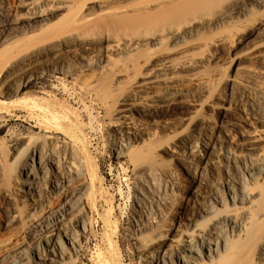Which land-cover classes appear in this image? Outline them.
Masks as SVG:
<instances>
[{
  "label": "rangeland",
  "instance_id": "rangeland-1",
  "mask_svg": "<svg viewBox=\"0 0 264 264\" xmlns=\"http://www.w3.org/2000/svg\"><path fill=\"white\" fill-rule=\"evenodd\" d=\"M0 1L4 2L3 7H5L8 18H12L19 13L18 5L22 0ZM50 1L71 3L72 7L67 8L70 13L64 18L62 17L67 10L60 12L55 17L52 16L48 22L51 27L49 29H46L42 24H35L34 28L27 34L30 37L23 38V41H21L25 35H19V42H15L14 46L13 44L10 45L0 54L3 57L0 58V64L5 67V63L10 60L13 61L12 57L17 55L19 51L27 49L26 46L28 45V48L32 47L30 44H34V41L36 44L40 42L41 46L39 43L37 44L39 45L38 49L50 48L53 52L51 55H55L56 59L52 65L58 62L63 66V69L65 68V73L70 72L67 75L71 74L66 76L59 74V72L43 70L45 75L42 78L33 80L32 84L26 87L27 89L25 88L13 98L5 96L3 88L0 89V129H4L3 132H0V166L3 174L6 175V184H4L5 182L3 184L6 187L4 190L8 194V196L3 195L0 191V264H11L14 261L19 262L18 264H37L36 255L32 254L34 246L40 243L43 248H46L42 241L43 236H38L35 239L28 237L25 224L20 223L21 225L17 224L13 228H5L4 226L7 209L12 211V207L15 208L21 213L20 215H23L22 217L28 214V209L25 208L28 201H25L23 207L22 202L24 200H21L18 196V184L12 180L17 178L18 161L23 160L28 155L26 150L19 153L15 151L18 149L17 144L20 137L34 135V137L40 138L44 134L36 128L28 130L27 125L21 122L24 118L17 121L16 117L12 115L25 116L26 113L24 112L28 111L27 107L36 112L39 111L38 114L42 117H47L55 129H59L60 123L64 122V130L77 135L76 139L83 148L84 154L88 157L89 177L87 184L89 185V191L84 196L81 214L84 212L88 217L89 232L85 234L78 229L74 230L78 235L83 236V258L76 259L70 254V258L73 259H67L64 262L59 259V262L61 264H145L147 253L140 248V242L143 240L140 239L138 242L130 240L127 236L128 231L132 230L133 200L135 195L138 194L135 189L138 181L129 164L131 158L135 156L137 158L139 155L141 157L142 155L146 158L145 161L142 160L143 163L155 174H158L160 168L166 170L175 178L176 185L173 195L169 197L167 210L165 211L163 207H160L165 216L157 221L159 227L155 232L147 233L148 240L158 236V243L162 239L160 242L168 246L172 244L170 240L181 241L186 239L184 234L188 233L190 229L188 226L192 224V212L197 208L193 194L195 191L197 192V189H194L190 183L189 175L198 172L196 170H198L199 165L195 158L188 156L189 150L183 146V142H186L188 137H207L209 143L215 148L212 151L215 160L220 159L221 154H223L220 145L223 147L230 146L236 154L264 157V119L257 124L248 119L244 120L243 116V119H241L234 107L230 106V102H224L220 98L225 94L226 88L230 87L233 79L241 80L242 85L247 84L248 87L261 82L264 84V59L262 61L255 57L257 50L263 48L257 47L258 40L255 37H250L240 45H237L235 41L219 47V43H217V40L222 35L229 34L228 32L230 34L236 32L240 35L238 37L244 38L252 29H255L254 27L259 28L261 22L264 24V9L253 6L251 7L253 12L251 10L244 16L228 19L225 24L219 26L209 27L201 22L202 25L199 23L195 26L201 28L197 37H187L184 39L185 41L173 42L167 39L170 31L174 30L176 32L177 30L181 32L185 22V27H189V21L199 20L204 14L203 19L207 20V24H209L212 19L216 18V15L223 11V6L233 0H202L201 3L200 0L197 2L183 0L173 6L166 3L168 0H159V2L158 0ZM149 1L150 3H148ZM185 1H188V3L191 1L192 4L189 3L191 5H188ZM89 2L99 3L101 6H107L108 4V6L92 8L93 3L88 4ZM198 2L200 4L196 6L195 3ZM162 6L164 9H162ZM84 16L87 17L85 24L83 26L78 25L75 21ZM60 18L62 19L60 20ZM188 19L191 20L188 21ZM247 27L251 30H248ZM239 29L242 32H237ZM55 32L61 35L55 36ZM63 33H69L71 36H69V39L68 36L62 38ZM80 33L91 39L93 48L85 46L80 41L78 36ZM201 36L204 39L207 37V41H202ZM105 38L110 40L109 43L104 41ZM131 38L137 40V42L140 40L139 44H136L134 48L123 46ZM63 40L66 41L68 47L63 48ZM111 41H119L123 51L120 49L121 47L118 51L109 50L108 56L113 60L111 71L109 70L110 72H107L96 86L98 91L100 88L102 90L103 86L108 88L110 98L107 96L109 98L108 103L106 101L103 103V101L97 100L95 94L90 90L88 91L84 86L87 78L82 77L83 74H80V71L85 66L82 58L100 54L99 52L95 53L96 49L95 51L93 49L97 46L100 49L102 46L111 45ZM25 43L26 46L24 47ZM20 45L22 46L20 47ZM204 49H206L205 53L207 52L205 54L207 70L200 68L192 73L180 71V74H169V80L163 81L160 87L155 90L163 95L165 103L159 105L154 102L152 98L155 94L154 90L146 91L148 95L139 93L135 101L128 102L142 111L150 110V107L153 106H159L161 111L168 112L167 116L145 118L133 112L128 114V118H119V111L124 108L125 99L129 93H136L144 89L141 85L146 80L144 74L148 69V67L142 65L144 59L154 56L174 60L187 52H200ZM221 49L223 50L221 55L216 56V50ZM14 61L8 64V67H5L6 69H2L0 66V75L3 74L0 81L8 73L18 69V65L15 66ZM122 69L125 72L120 73ZM132 69L135 71L133 72ZM196 72L204 75L207 73L206 90L202 96H199L197 102L196 100L192 101V98L185 97L187 92H193L197 89L198 84L202 82L189 76ZM74 73H77L78 77ZM118 81L119 83L116 85ZM247 81L251 84H248ZM109 87H112V89L110 90ZM142 96L147 98L142 100ZM11 116L15 118L14 122H9ZM27 122L31 124V122ZM31 125L34 126V123ZM115 128L121 131L125 141L129 138L132 143L129 152L127 151L125 157L120 159L112 152L110 145L109 132L114 131ZM255 128H257V132ZM132 133H137L140 138H134ZM60 141L63 142L64 138L61 137ZM198 154L202 156L203 152L200 151ZM14 156L17 158V163H13ZM15 175L16 177H14ZM7 176L9 177L7 178ZM157 182L162 184L160 178L157 179ZM250 193L254 195L252 198L254 209L251 210L255 211L252 212L254 216L249 221L252 225L249 228L248 236H251L231 240L230 251L225 258V262L223 261L221 264H264V257L263 260H258L256 257L258 250H255L257 246H260V241H255L257 244L253 241L254 236L255 238L257 236L254 239L257 240L259 239L258 235L264 231L263 181L255 186H250ZM50 202L51 204H48L47 209L45 208L49 211L57 205L56 199L51 198ZM154 209L156 213L157 210L153 208V211ZM73 218L77 219L78 217H69L68 227L74 224ZM21 220L25 223L24 218ZM205 224L207 223L203 225ZM171 227L173 231H170ZM248 240L253 241L254 244H249ZM158 243L155 247L161 244ZM21 248L22 250L25 249L23 252L26 258L25 261L17 256H22V254H18L22 251ZM16 251H18L17 254H15ZM26 251L28 254H26Z\"/></svg>",
  "mask_w": 264,
  "mask_h": 264
},
{
  "label": "bare ground",
  "instance_id": "bare-ground-1",
  "mask_svg": "<svg viewBox=\"0 0 264 264\" xmlns=\"http://www.w3.org/2000/svg\"><path fill=\"white\" fill-rule=\"evenodd\" d=\"M182 1L183 0H168L166 3H169V6H171V4L173 6ZM191 1L197 2L199 0ZM191 1H189V3L192 4ZM185 2L188 3V1ZM199 2L201 3L202 0ZM199 2L195 3V5L199 6L197 5L200 4ZM92 3V8L97 6L100 8L108 6V4L107 6H101V4L94 2H89L88 4ZM148 3H150V1ZM189 3L188 5H191ZM3 4L4 2L0 1V54L10 45L12 46L13 44L14 46L15 42L18 43L20 40L18 39L19 35H25L22 37L21 41H23V38L30 37L27 34L34 28L35 24H42L46 29H49L50 24H48V22L51 20L52 16L55 17L60 12L67 10L68 7H72V4L66 1L51 2L50 0H22L18 5L20 9L19 13L12 18H8ZM253 6L264 9V0H233L223 6V11L216 15L214 20L212 19L211 22L208 20L209 24H207V20L203 19L205 14L200 18L198 15L197 17L199 20L191 18L193 20L189 21L191 19H188L189 27H185V22V25H183L184 28L181 32L177 30L176 32L174 30L169 33L167 32L169 35H167V39L177 42L179 40L185 41L184 39L187 37L195 38L200 33L201 28L199 29L195 27L199 23L202 25V22L209 27L219 26L220 24L223 25L228 19L244 16V14L251 12V7ZM162 9H164L163 6ZM162 9L160 8V10ZM69 13L70 11L67 10L62 18ZM62 18H60V20ZM86 20L87 17L84 16L81 19H77L75 22H77L78 25L83 26ZM259 26V28L254 27V30L248 29L247 27V29L251 31L250 33L247 31L249 34L244 38L238 37L239 34H236V32L234 34L228 32L229 34L222 35L219 40H217V43H219V47L234 43L235 41L237 45H240L245 43L250 37H255L258 40L257 47L260 46L259 48L263 49H258L256 55H254L258 60H262L264 59V24L261 22V25ZM240 29L237 32H242ZM56 33L57 32L54 33L55 36L61 35ZM64 36H68L69 39L71 34L63 33V36L61 37L64 38ZM78 36L85 46H91L92 41L90 38L85 37L82 33ZM219 36L220 35L218 34V37ZM201 38L202 41L207 39V37L204 39L202 36ZM104 41L108 42L110 40L105 38ZM111 42V45L102 46L100 49L97 48V46L93 49L94 51L96 49L95 53L99 52L100 54L82 58L85 66L80 71V74H83L81 76L88 79H86V81L84 80L86 82L84 86L88 91L90 90L95 94L98 98L97 100L103 101V103L105 101L108 103V99L110 98V96H108V88L103 86V89L100 90V88L98 91L96 86L101 78L106 75L107 72L111 71L110 68L113 64V60L108 56L109 50L113 49L118 51L119 47H121L119 41ZM138 42L131 38V40L122 45L126 48H134L136 44H139ZM33 43L36 44L35 41ZM38 43L41 46V43ZM34 44L31 43L30 45H32V47L30 46L29 48V45L26 46V43L23 45L24 47L26 46L27 49L19 51L17 55L12 57L13 61L15 60V66L18 65V69L11 73H6L7 75L0 81V89L3 88V93L5 96H8V98H13L21 91L25 90L26 87L32 84L31 82L33 80L42 78L45 75V71L43 70H47V72H59V74L66 76L71 75H67L70 72L67 71V73H65V68L63 69V66L58 62L54 64L56 66L52 65L56 58L55 55H51L53 52L50 48L38 49L39 45L36 44L34 46ZM21 46L22 45H20V47ZM62 46L63 48L68 47L66 41L64 42L63 40ZM122 48L123 47L120 49ZM205 50L206 49L200 52H187L174 60H171L170 58L161 59L154 56L144 59L142 65L148 67L144 74L146 80H144L141 85L144 88V91L141 90L136 93H129L125 99L126 104L124 105V108L119 111V118H128V114L133 112L145 118L167 116L168 112L161 111L159 106H153L150 107V110L142 111L128 102L135 101L136 98H138L139 93L142 95H148L146 91H155L158 89L163 81L169 80V74H178L180 71L192 73L200 68L207 70V58L205 56L207 52L205 53ZM222 52V49L216 50L215 54L216 56H220ZM0 58L2 59L3 57L0 56ZM13 61H7L5 65L8 67V64ZM5 67H2V69L7 68ZM13 68L15 69V67ZM123 71L124 70L122 69L120 73ZM132 71L134 72L135 70L132 69ZM199 73L200 72H196L195 74L189 75L198 81H202L198 84L197 89L193 92H187L186 95L184 93L186 98H192V101L196 100V102L199 100V96H202L205 92L207 81V73L205 75ZM74 74L77 75V73ZM2 75H0V78ZM72 77L74 78L73 75ZM76 80L78 79L76 78ZM241 82V80L237 79L231 80L230 87L226 88L225 94L220 96V98L224 102H230V106L234 107V110L240 116L239 118L243 119L244 117V120L248 119L256 124L261 123L264 119V84L261 82L259 84H252L248 87L249 85L246 86L247 84H244L245 86H243ZM118 83L119 81L116 85ZM247 83L251 84L249 81H247ZM111 89L112 87L110 90ZM107 96L109 98H107ZM146 98L147 97L142 96V100H145ZM152 98L154 102L159 105L165 103V98H163V95L158 91H155ZM27 110V112H24L26 113L25 116L20 117L15 114L12 115L16 117L17 121H21L20 118H24L21 122L27 125L28 130L36 128L42 131V133L44 132V134L41 135V139L34 137V135H21L23 137H20L17 144L18 149L15 151L16 153H19L20 151L22 152L26 150L28 151V155L24 157L23 160L20 159L21 161L19 160L18 163L16 162L17 158L14 156L13 163H17L18 173H16L17 178L12 179V177H10V179L18 184V196L21 200H24L22 202L24 204L23 207L25 206V201H28V204L25 206V208L27 207L28 209V214H26L25 217H22L23 215H20L21 213L15 210V208L12 207V211L7 209L4 226L5 228H13L17 224H25V229L27 230L26 234L30 239L43 236L42 241L46 248H43L39 243L34 246V251H32V254L36 255L38 261L37 264H61L59 259L64 262L67 259L83 258V236L78 235L74 230L78 229L85 234L89 232L88 217L84 212L81 214L84 196H86L89 191V185L87 184V179L89 177L88 157L84 154L83 148L76 139L77 135L64 130V122L60 123L59 129H55L47 117L45 118L38 114L39 111L36 112L28 107ZM14 117L11 116L9 122H14ZM27 121L31 122V124L34 123V126ZM250 125L252 124L250 123ZM3 130L4 129H0V132H3ZM255 130L257 132V128H255ZM109 136L111 137L110 145L112 152L116 154L118 159L125 157L126 152H129L131 148L132 143L130 142V139L127 138L125 141L118 128H115L114 131H110ZM132 136H134V138H140L137 133H132ZM61 137L64 138L63 142L60 141ZM183 146L188 148V156L195 158L199 165L198 170H196L198 172H193V175L188 174L191 179L190 183L194 189H197V192L195 191L193 193L196 199L195 204L197 208L192 212V224L188 226L190 229L187 234H184L186 239H182L181 241L169 239L172 244L168 246L165 245V243L162 244L160 242L162 239H160L159 243L161 244L155 247L158 243V236L148 240L147 233L151 234L149 232H155L157 227H159L157 221H160L159 219H163L165 216L164 211H161L160 207H163L165 211L167 210L166 208L167 205H169V197L173 195V190L176 185L175 178L167 173L166 170L164 171L160 168L158 174H155L143 163L142 160L145 161L146 158L142 157V155L141 157L139 155L137 158L133 155L134 158L130 159V167H132V172L136 175L138 181L135 188L136 191H138V194L137 196L135 195L133 200V216H131L133 218L132 230L128 231L127 236L130 240H136L138 242L140 239L143 240L141 241L142 243L140 242V248L147 253L145 264H221L223 261L225 262V258L230 251L231 240L237 238L242 239L244 237L248 238L251 236H248L250 232L249 228L252 225L249 221L252 220V217L254 216L252 215V212L254 213L255 211L251 210L254 209V201L252 199L254 195L250 193V186H255L262 181L264 184V157L251 154H236L230 146L223 147L220 145L223 154H221L220 159L217 158L215 160L213 159L212 152L215 148H213L212 144L209 143V139L205 136H198L197 138L190 136L187 138L186 142H183ZM200 151L203 152V155L201 154L202 156L198 154ZM5 177L6 175L3 174L2 167L0 166V184L2 183L0 191L3 195L8 196L6 193L7 191L5 192L4 190L6 189L4 186V184H6ZM8 177L9 176H7V178ZM14 177H16V175ZM159 178L162 184H159V181L157 182V179ZM51 198L56 199L57 205H55L56 207L53 210L50 209L51 211H49L46 209L48 204H51ZM197 199L200 200L197 201ZM153 208H156L158 212L156 211L155 213V209L153 211ZM44 211L45 213L43 214ZM71 216H76L78 218H73L74 224H71L72 226L68 227L67 221H70L68 218ZM21 217L25 219V223H23ZM30 218L32 219L30 220ZM204 223L207 224L203 225ZM170 231H173L172 227L170 228ZM258 236L259 239L254 240L257 238V236L256 238L254 236L253 241L256 243L255 241L258 242L259 240L260 246H257V249L255 250H258L257 254H253H256L258 260H263L264 231ZM250 239L252 240V237ZM253 241H251L252 243L249 241V244H254ZM24 251L25 249L20 252L16 251L15 254H17V252L20 255L22 254V256H17L25 261L26 258L23 253ZM26 254H28L27 251ZM70 254H72L73 258H70ZM18 263L14 261L11 264Z\"/></svg>",
  "mask_w": 264,
  "mask_h": 264
}]
</instances>
